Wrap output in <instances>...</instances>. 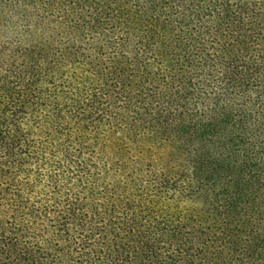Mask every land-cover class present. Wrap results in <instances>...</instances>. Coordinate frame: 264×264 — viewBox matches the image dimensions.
<instances>
[{
  "label": "trees",
  "instance_id": "trees-1",
  "mask_svg": "<svg viewBox=\"0 0 264 264\" xmlns=\"http://www.w3.org/2000/svg\"><path fill=\"white\" fill-rule=\"evenodd\" d=\"M0 264H264V0H0Z\"/></svg>",
  "mask_w": 264,
  "mask_h": 264
}]
</instances>
